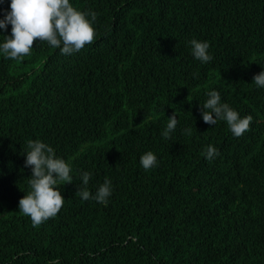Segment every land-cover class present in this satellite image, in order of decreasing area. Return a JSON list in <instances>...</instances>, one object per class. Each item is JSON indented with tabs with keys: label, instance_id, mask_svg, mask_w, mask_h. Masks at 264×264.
Returning <instances> with one entry per match:
<instances>
[{
	"label": "trees",
	"instance_id": "obj_1",
	"mask_svg": "<svg viewBox=\"0 0 264 264\" xmlns=\"http://www.w3.org/2000/svg\"><path fill=\"white\" fill-rule=\"evenodd\" d=\"M10 3L0 0V19ZM70 3L96 14L91 44L64 55L37 41L18 60L0 50V264H264V88L253 82L264 0ZM5 36L10 24L0 45ZM192 40L208 43L210 62ZM210 91L253 117L242 136L203 122ZM29 141L50 146L73 178L56 185L60 212L36 227L18 207L31 191ZM149 151L157 163L145 170ZM106 178L107 204L76 195Z\"/></svg>",
	"mask_w": 264,
	"mask_h": 264
},
{
	"label": "clouds",
	"instance_id": "obj_2",
	"mask_svg": "<svg viewBox=\"0 0 264 264\" xmlns=\"http://www.w3.org/2000/svg\"><path fill=\"white\" fill-rule=\"evenodd\" d=\"M91 15L95 21L94 12L87 13L77 10L70 0H11L10 11L0 19V29L7 31L11 25V36H5V42L0 50L7 59L18 60L31 53L37 41L47 42L51 47L58 48L61 54L71 55L79 52L85 45L91 44L95 38L92 23L86 18ZM192 55L203 63L210 62L213 57L208 54L209 45L206 42L192 40ZM253 82L264 88V71L253 77ZM220 94L210 91L208 99L201 107V116L205 124L216 125L217 120L226 121L230 131L235 137L242 136L249 130L253 121L251 115L243 118L227 103H221ZM178 124L175 114L168 118L165 138H169ZM189 134L191 129L187 130ZM29 151L25 155L24 167L31 168L32 175L28 180L31 191L19 200V212L30 217L34 227L41 225L49 218L55 217L64 204V197L56 188L59 182L73 183L69 165L61 158L55 156L54 150L40 141H29ZM219 153L216 148L209 145L206 149V159L212 160ZM157 157L147 152L140 158V164L145 170L156 166ZM91 174L84 172L81 180L84 186L89 183ZM112 194L111 181L107 178L92 195L86 187L79 188L76 195L83 200L93 199L98 203L107 204ZM50 264H59L52 261Z\"/></svg>",
	"mask_w": 264,
	"mask_h": 264
}]
</instances>
